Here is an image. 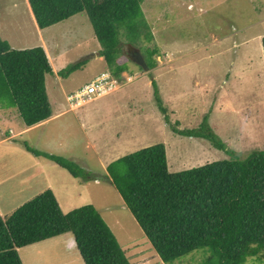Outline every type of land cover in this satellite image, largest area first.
<instances>
[{
    "label": "rangeland",
    "instance_id": "obj_1",
    "mask_svg": "<svg viewBox=\"0 0 264 264\" xmlns=\"http://www.w3.org/2000/svg\"><path fill=\"white\" fill-rule=\"evenodd\" d=\"M7 1L0 0L1 19L7 22L9 28L20 21L22 31L30 35L26 38L25 46L34 45L35 35L20 10L23 8L21 0H14L15 5L19 4L16 5L20 8L18 11L11 7L6 9ZM141 8L153 39L138 42L137 46L143 51L142 43H155L159 49L155 55L156 65L144 72L139 64L128 57L129 42L120 35L121 51L118 52V60L124 61L132 70L127 69L126 74L121 76L120 79L124 77V80L119 88L85 102L76 110L68 109L56 118L57 123L52 121L47 125V131H52L53 125L62 124V139L66 132L69 140L65 154L83 156L80 162L83 168L106 173L104 165L112 159L159 141L165 144L168 168L173 171L222 157L243 158L254 150L264 149V56L261 45V36L264 35V0H142ZM47 31L52 63L55 62L54 58L60 61L56 65L57 70L79 55L86 56L100 49L85 11L54 24ZM179 53L186 56L172 63L188 61L182 68L192 72L189 76L191 78L188 79L186 70L174 73L176 79L184 81L180 93L169 97L167 101L162 100L165 107L163 113L154 99L151 81L154 79L157 82L162 96L163 59ZM102 70H108V66L104 59L95 54L66 76L54 78L48 75L47 94L52 106L57 103L62 109L69 107L67 95ZM194 72L199 76L200 84L193 83ZM136 73L140 74V78ZM125 75H132V80L126 81ZM209 78L212 82L204 84ZM139 79L141 81L136 86ZM232 85L239 86L238 92L232 90L235 88ZM135 108L137 113L132 114L131 110ZM83 110L88 113L87 118L82 116ZM13 111L15 120H0V124H3L1 133H6L13 121H21L15 106ZM173 127H209L216 134L217 141L223 144V149L217 148L205 137L174 132ZM117 130L125 132L119 139L115 134ZM56 135L61 138L60 134ZM23 136L36 148H49L61 154V148L44 145V136L39 138L34 133L16 136L19 137L16 141L0 142V147H24L21 140ZM87 138L93 146L86 144ZM108 138L111 145L106 146V149L101 148L102 142ZM70 178L75 184L78 183V187H83L87 197L78 195V200L74 201L76 205L73 203L74 206L68 208L63 204L66 211L91 202L100 208L113 226L114 217L128 223L126 220L132 215L131 211L111 182H85L80 177ZM134 226L136 228H115L125 250L140 257L135 264H168L160 259L140 225ZM131 235L134 241L129 240ZM169 264H217V258L209 246H200L180 255ZM239 264H264V250L255 256L245 257Z\"/></svg>",
    "mask_w": 264,
    "mask_h": 264
},
{
    "label": "trees",
    "instance_id": "obj_2",
    "mask_svg": "<svg viewBox=\"0 0 264 264\" xmlns=\"http://www.w3.org/2000/svg\"><path fill=\"white\" fill-rule=\"evenodd\" d=\"M28 1L39 27L85 11L100 55L119 79L127 70V64L118 60L120 35L135 46L153 39L142 0ZM261 44L264 53V35ZM141 46L143 51L137 47L150 69L159 49L155 43ZM84 61L71 62L58 72L66 76ZM49 72L52 67L41 45L13 48L0 37V107L15 106L26 125L52 114L45 86ZM151 83L157 106L165 113L157 82ZM173 131L205 137L223 149L209 127H173ZM22 144L34 155L52 159L73 178L87 179L92 173L62 154L37 149L25 139ZM106 171L163 262L169 264L200 246L211 248L217 264H239L264 250V149L173 171L168 168L165 144L159 141L112 159ZM66 231L72 232L85 264H134L91 202L64 212L50 188L0 215V264H23L19 246Z\"/></svg>",
    "mask_w": 264,
    "mask_h": 264
},
{
    "label": "crops",
    "instance_id": "obj_3",
    "mask_svg": "<svg viewBox=\"0 0 264 264\" xmlns=\"http://www.w3.org/2000/svg\"><path fill=\"white\" fill-rule=\"evenodd\" d=\"M15 2L16 1L14 0L7 1L8 6L6 5L7 7L5 6V8L6 9L8 7L16 8L18 11L19 7L17 8V6L19 4H16L17 5L16 6ZM21 3L23 4V8L22 9L19 8V9L23 13L22 16L26 17V20L29 21V25L32 30V33L35 35L34 45H41L44 48L45 53L52 67V72L45 74V86H46V91H47L48 89L47 84H46L47 76L53 75L55 76L54 78H57L60 76L58 71L59 69H61V68H58L57 70V67H56V65L60 63V61L57 60L58 58H54L55 62H57L56 64L55 62L52 63V60H51L52 56L50 55V50H49L51 48V45L48 40L47 35L49 34V32L47 30L48 28H51L54 24L62 22L64 19H67L68 17L58 22H55L51 25H48L46 27H39L35 19V16L33 14V11L31 9L29 1L21 0ZM1 14H2V10L0 7V16ZM19 22L20 21H18V24L16 25L13 24V28H9L7 26V22H5L4 19H1L0 17V23H1L0 37L3 39H6L8 43L10 44V46L13 48L30 47V46H25L27 45L26 38L30 35H27L26 33L22 31V29L20 28ZM11 39L14 45L12 44ZM34 45H31V46H34ZM262 52H263V48H262ZM184 56H186V54L179 53V54H173L172 56L169 55L167 58L163 59V63L161 66V76H163V83H164L163 90L161 89L162 91L161 98L163 101L164 100L167 101L169 97L173 96L176 93H180L182 82L184 80H182L181 78L176 79L174 73H179L180 71L186 70L185 68L183 69L182 66L187 65L189 62L188 61L178 62V63H172V62ZM263 56H264V53H263ZM86 58H89V57L79 55L72 62L85 60ZM98 58L104 59L103 56L101 55H98ZM127 69L132 70V68L128 66H127ZM186 71H187L188 79L191 78L189 76L192 72L188 70ZM144 72H145V69H144ZM121 73L122 75L126 74V70L122 71ZM196 74L197 73L195 72L192 74L193 83L200 84L199 76L197 77ZM136 75L139 76L140 74L136 73ZM138 78H140V76ZM140 81L141 80L139 79V81H137L135 85L138 86V83ZM211 82H212L211 78H209L207 82L204 81L203 83L210 84ZM232 86H235V85H232ZM238 87L239 86H235V88H233L232 90L235 92H238L237 90ZM182 96L183 94L180 95L179 97L182 98ZM50 103H51V100H50ZM82 105L75 107V108L69 106L65 109H62L59 107L60 105L56 103L54 107L57 109L54 110V107L52 106V103H51L52 114L49 117L39 122H36L34 124H31V125L24 124V122L22 121L19 115L21 121H17V122L13 121L11 123V127L8 129V131H6V133L0 132V142H4L7 140L16 141L23 134L29 135L30 133H34L36 135H39V138L42 135L44 136V140H43L44 145H48L50 147L61 148L60 153L62 155L80 164L81 160H83V156H75V154L67 155L64 152L68 150L69 140L67 139L66 132H65V138L62 139L64 137V134H61V131H60L62 124L60 126H57L56 124L53 125L54 130L52 131H47L46 128H47V125L52 121H54V123H57L56 118L59 117L61 114H63L68 109L76 110ZM13 107L14 106L0 107V120L1 119L4 120L5 118H7V120H10V119L15 120L16 118H15V113L13 111ZM136 110H137L136 108L133 111L131 110V113L132 114L137 113ZM82 116L87 118L88 113L85 110H83ZM86 121L87 120L85 119L84 122ZM104 123L105 121L103 122V125H105ZM2 126L3 124H0V128ZM57 133L60 134L61 138L60 137L57 138V135H56ZM124 133L125 132H123L122 130H117L115 132V134L118 137L117 139H119ZM16 136H19V137L16 138ZM22 139L26 140L28 138H25L23 136L21 140ZM109 139L110 138L103 141L100 147L106 149V146L111 145V143L109 142ZM28 143L31 144L30 141ZM89 143L93 146V143H91L89 138H87L86 144H89ZM121 144H122V141H121ZM43 149L40 148V150H43V151H48V152L53 151V150H50L49 148H43ZM96 152L98 153L99 150H97ZM104 167L106 170V164L104 165ZM91 172H92L91 175L87 179H84L85 182H87V180H93L94 182L98 183L99 180H107L109 183L110 182L112 183L111 178L109 174L107 173V171L106 173H99L97 171H91ZM45 188H50L53 191L60 207L64 211H66V209L63 208V204L66 205V207L68 208L73 205L75 200L76 201L78 200L77 199L78 195L81 194L84 197H87V194L83 193L84 192L82 189L83 187L81 186L78 187V183L77 184L74 183V180L70 178L68 172L64 168L59 166L56 162H54L52 159L45 157L43 155H38V156L34 155L33 153H31L24 147H17V146L0 147V215L4 216L5 214L11 212L16 206H18L25 200L29 199L36 193L44 190ZM79 189L81 193H79ZM76 203L77 202H75L74 205H76ZM92 204L94 205V203ZM97 209L101 213L100 208H97ZM101 215L105 219V221L107 222V224L109 225V227L111 228L115 236L118 238L117 239L118 241H119V234L116 231L117 230V228H115L116 226L118 227L130 226L131 228H136L135 227L136 225L134 226V224L139 225V223L137 222L133 214L127 218L126 221L128 223H123L122 220H119L118 218L114 217V224H115L114 226L107 221V219L103 216L102 213ZM130 237H128L130 238L129 239L130 241L135 240L133 235H131ZM119 243L125 249V246H123V244L120 241ZM141 246L142 244L139 245V247ZM18 252L22 259L23 264H85L77 249L75 239L71 231H66V232L51 236V237H47V238L29 243V244L19 246ZM125 253L129 257L130 261H132L134 264L140 258L135 255H132L134 252H129V251L127 252L125 250Z\"/></svg>",
    "mask_w": 264,
    "mask_h": 264
},
{
    "label": "built area",
    "instance_id": "obj_4",
    "mask_svg": "<svg viewBox=\"0 0 264 264\" xmlns=\"http://www.w3.org/2000/svg\"><path fill=\"white\" fill-rule=\"evenodd\" d=\"M123 78L119 80L109 70H102L78 89L69 93L67 100L71 107H78L89 100L116 90L124 80ZM130 79H132L131 75H125L126 81Z\"/></svg>",
    "mask_w": 264,
    "mask_h": 264
},
{
    "label": "water",
    "instance_id": "obj_5",
    "mask_svg": "<svg viewBox=\"0 0 264 264\" xmlns=\"http://www.w3.org/2000/svg\"><path fill=\"white\" fill-rule=\"evenodd\" d=\"M127 51H128L127 55L132 61L139 64L143 69H148V66L144 60V57H143L140 49L137 46L132 45L131 43H128ZM95 54L100 55V51H96L95 53L88 54L85 57H92Z\"/></svg>",
    "mask_w": 264,
    "mask_h": 264
}]
</instances>
